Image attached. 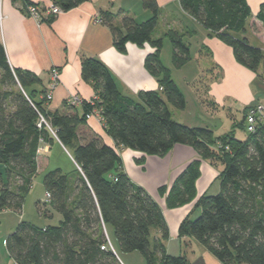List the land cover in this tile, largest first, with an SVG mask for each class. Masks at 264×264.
Masks as SVG:
<instances>
[{"label":"trees","instance_id":"obj_1","mask_svg":"<svg viewBox=\"0 0 264 264\" xmlns=\"http://www.w3.org/2000/svg\"><path fill=\"white\" fill-rule=\"evenodd\" d=\"M51 1L67 11L88 0ZM179 2L210 35L233 49L240 64L262 77L264 49L245 35L252 16L248 0ZM142 4L152 13L143 21L123 10H102L100 15L120 52H126L129 42L140 47L149 43L155 49L146 56L145 67L158 79L159 90H143L138 99L121 93L111 70L99 58L85 57L82 78L93 85L96 98L78 105L66 99L64 110H49L47 88L40 91L41 99L31 89L41 86L42 78L28 69L12 68L0 41V212H22L38 173L42 142L58 139L81 168L74 178L60 168L45 173L49 203L62 219L58 225L46 226L20 221L5 242L15 264H123L111 248H102L107 244L104 225L112 230L122 253L139 251L147 264H190L185 255L167 252L169 226L162 208L123 170L116 147L82 128L94 109L100 112L104 129L117 147L162 156L177 144H187L202 159L221 163L219 192L197 200L195 208H200V214L181 222L179 236L193 237L224 264H264V123L247 132L244 122H236L230 131L217 135L207 123L197 127L175 121L169 103L184 109L186 99L171 69L163 63L161 51L169 39L173 65L180 68L192 59L190 44L186 33L172 27L156 36L162 13L158 0H142ZM54 17L41 21L51 22ZM256 17L264 24V2ZM41 115L56 136L46 124L39 126ZM237 128L248 135L237 137ZM200 165V159L191 161L172 184L159 188L166 194L169 208L196 198ZM153 229L161 236L153 239Z\"/></svg>","mask_w":264,"mask_h":264},{"label":"crops","instance_id":"obj_2","mask_svg":"<svg viewBox=\"0 0 264 264\" xmlns=\"http://www.w3.org/2000/svg\"><path fill=\"white\" fill-rule=\"evenodd\" d=\"M31 1L42 7H47L52 2L51 0ZM248 2L252 16L248 19L245 35L249 40L251 38L258 40L261 43L259 47L264 49V24L256 17L264 0H248ZM158 3L162 13L156 36L164 34L170 27L175 28L181 33H186L185 39L190 44V48L191 40L194 37L199 38L197 50L200 54L197 56L191 52L192 59L197 57L201 60L207 59L209 74L215 75L214 71L219 70V75L213 77L208 91L212 103L207 109L210 114L207 118L217 117L221 120V126L214 130L217 135L227 133L234 123L242 122L247 107L258 102L264 103V71L261 69L262 77H260L240 64L234 56L233 49L220 38L210 35L201 23L182 9L179 0H158ZM102 10L113 13L123 10L133 15L138 21L146 20L152 15L151 11L144 8L142 0H88L73 9L63 11L49 22L27 16L12 0H0V41L5 48L8 62L12 68L28 69L42 78L41 86L31 88L37 92L39 99L43 97L40 91L47 88L50 81L51 69L57 68L60 71L59 84L53 91L52 99L46 103L49 110H64L65 100L74 95L87 101L96 96L93 85L82 78L81 62L85 57H97L106 64L115 77L121 93L127 97L138 99L139 93L143 90H159L158 79L145 67L146 56L155 49L149 43L140 47L129 42L126 52H120L114 45L111 30L100 19ZM162 51L161 59L165 64ZM226 96L231 98L229 103H226ZM221 109L228 110L231 118L227 130L219 134V130L225 124L220 115ZM77 110L80 114L83 113L81 107ZM234 110L239 113V116L235 115ZM82 128L90 129L105 143L115 146L121 155L123 170L134 183L145 188L160 204L169 226V239L165 241L169 254L185 255L190 264H224L193 237L179 236L181 222L186 217L193 219L199 214L200 208H195L197 200L204 194L219 192L220 181L217 183V177L223 168L222 165L220 169L215 167L214 163L202 159L199 153L187 144H177L162 156L147 155L123 146L117 147L113 138L106 133L103 122L96 115L87 119V123L82 125ZM238 130L239 128L236 130L237 137L244 138L246 135H240ZM41 147L38 153V173L41 170L39 160L41 153L49 155L48 158H44L47 168H51L50 170L60 168L64 172L63 165L58 160L51 159V154L57 147L72 161V168L64 173L70 174L72 178L77 176L80 170L78 164L58 139L50 143L44 142ZM195 159L201 160L200 176L196 181V198L185 205L169 208L166 204V194H161L159 188L172 184L186 166ZM106 231L111 239L107 228ZM160 236L159 230H152L153 239ZM115 247L117 257L126 264L119 253L117 243ZM10 260L11 264H15L12 258Z\"/></svg>","mask_w":264,"mask_h":264},{"label":"rangeland","instance_id":"obj_3","mask_svg":"<svg viewBox=\"0 0 264 264\" xmlns=\"http://www.w3.org/2000/svg\"><path fill=\"white\" fill-rule=\"evenodd\" d=\"M198 40L199 38L197 37H194L193 40H191L192 42L188 40L192 43V54L197 56L200 54V51L197 50ZM250 41L253 45L259 46L261 44L258 40H255L253 38H251ZM162 57L165 64L171 68L173 77L186 99V107L184 109L176 108L171 103H169V108L172 112V118L175 121L188 126H206V122H204L202 117H207L210 115L207 109H209V106L212 103L211 96L209 95L208 91L211 86L213 77H216L215 75H219V70L217 69L216 71H214L215 75H213V73L209 74V69L207 68L209 61L207 59L201 60L199 57H197V59H192L189 63H187L179 70L173 65L172 44L168 39L165 40ZM230 99L231 98L229 96H226V103H229ZM228 110L231 109L228 108ZM227 111L221 109L220 115L225 124H223L222 128L219 130V134L227 130L228 124L230 122L229 119L231 118V116ZM234 113L235 115L239 116V113H237L236 110H234ZM238 133L242 136L248 135V133L241 128L238 130ZM48 157L49 155L41 153V157L39 159L41 162V170H39V173H37L36 177L34 178L33 186L25 198L22 212L18 213L8 210L0 212V264H11L9 254L6 249L5 239L16 229L20 221L25 220L32 222L33 224H36L38 226H46L58 225L60 220L62 219L61 214L52 209L49 202L44 203L46 201L47 191L43 184V177L45 173H47L51 169L47 168L44 164V158ZM51 159L58 160L59 163L63 165L62 167L64 169V172H67L68 169H71L73 166L70 158L62 153L61 150L57 147L54 148L51 154ZM213 165L215 167H218L219 169L221 167V163H216ZM217 183H219L218 177ZM40 211H42L43 213L41 214ZM46 212H50L51 215H47ZM199 214L197 216L195 215L193 219L198 217ZM109 235L113 241V245H115L116 242L114 240L112 230H109ZM119 253L126 264H147L146 259L139 251H134L132 253H122L119 250Z\"/></svg>","mask_w":264,"mask_h":264},{"label":"built area","instance_id":"obj_4","mask_svg":"<svg viewBox=\"0 0 264 264\" xmlns=\"http://www.w3.org/2000/svg\"><path fill=\"white\" fill-rule=\"evenodd\" d=\"M12 1L14 3H16L17 6L21 9V11L23 13H25L27 16L33 17V18L38 19V20H41L43 17H47V16H57L63 12V10L60 8V6L56 5L53 2H51L49 4V6H47V7H42L41 5L36 4V3L32 2L31 0H12ZM1 18H3V16ZM50 75H51L50 81L47 85V93H46V99L48 101H50L52 99L53 91L57 87V85L59 84V80H60L59 69L52 68L50 71ZM95 98H96V96L93 99H95ZM93 99H91L89 101H92ZM67 100L72 105H78V104L82 103V101H83L77 95L71 96ZM93 115L98 116L102 121V118L100 116V112L96 109H94L92 112L87 114V119H89ZM42 123L46 124V126L56 136V134L53 131L50 124L41 115L39 126H41ZM244 123H245V128H246L247 132H254L259 123H264V103L258 102L254 105L249 106L245 112ZM43 143L44 142H42V144ZM42 144H41V146H42ZM41 146H40L39 150L42 148ZM45 148H47V147H45ZM78 167L81 170L79 165H78ZM50 199H51V193L48 191L46 193V201L44 203L49 202ZM104 229H105V233H106L107 244H104L102 246V248L109 247L116 253L114 245H113L111 239L109 238V236L107 234L105 225H104Z\"/></svg>","mask_w":264,"mask_h":264},{"label":"water","instance_id":"obj_5","mask_svg":"<svg viewBox=\"0 0 264 264\" xmlns=\"http://www.w3.org/2000/svg\"><path fill=\"white\" fill-rule=\"evenodd\" d=\"M202 119L208 125L212 126L214 130H217L221 126V120L217 117L215 118L202 117ZM242 122H244V117L242 118Z\"/></svg>","mask_w":264,"mask_h":264}]
</instances>
